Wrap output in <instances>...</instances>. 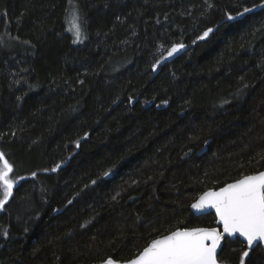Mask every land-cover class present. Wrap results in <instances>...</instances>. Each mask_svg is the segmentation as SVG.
<instances>
[{
	"label": "trees",
	"instance_id": "trees-1",
	"mask_svg": "<svg viewBox=\"0 0 264 264\" xmlns=\"http://www.w3.org/2000/svg\"><path fill=\"white\" fill-rule=\"evenodd\" d=\"M262 3L78 0L86 39L73 43L68 0H0V152L16 179L0 264L123 262L216 226L191 205L264 170ZM245 244L220 261L239 264ZM250 255L260 264L263 246Z\"/></svg>",
	"mask_w": 264,
	"mask_h": 264
},
{
	"label": "snow or ice",
	"instance_id": "snow-or-ice-1",
	"mask_svg": "<svg viewBox=\"0 0 264 264\" xmlns=\"http://www.w3.org/2000/svg\"><path fill=\"white\" fill-rule=\"evenodd\" d=\"M261 6H264V3ZM252 10L245 7L243 12H238L237 15L241 16ZM228 19L233 17L229 15ZM64 23L65 31L73 38V43L86 39L84 18L78 0H68ZM211 31L212 29H208L199 39L207 37ZM183 47V44H174L167 51V56L171 57ZM163 59L165 57L162 55L153 65V69ZM59 167L60 165H56L51 171H56ZM13 171V164L6 158L5 153L0 152V191H2L0 209H3L13 194L16 183V179L11 175ZM32 175L35 176L36 173ZM191 207L194 210L214 208L222 230L177 228L167 235L150 240L133 258L124 260L122 264H217L218 249L222 253L225 247L241 237L246 244L244 250L239 253V264H254V257L250 253H254L256 248L264 245V171L244 175L218 190L205 191ZM3 235L7 237L8 232L5 230ZM102 264H121V261L109 257ZM260 264H264V259Z\"/></svg>",
	"mask_w": 264,
	"mask_h": 264
},
{
	"label": "water",
	"instance_id": "water-1",
	"mask_svg": "<svg viewBox=\"0 0 264 264\" xmlns=\"http://www.w3.org/2000/svg\"><path fill=\"white\" fill-rule=\"evenodd\" d=\"M262 171H264V170H262ZM233 182H235V181H233ZM233 182H230V183H233ZM229 184V183H228ZM219 189V188H218ZM218 189H210V190H218ZM208 191V190H207ZM199 198V197H198ZM198 200V199H197ZM196 200V201H197ZM195 201V202H196ZM194 202V203H195ZM191 209H192V207H191ZM192 211L196 214V215H206V214H209V213H214L215 215H216V213H215V209L214 208H208V207H205L204 209H202V210H194V209H192ZM193 228H218V229H220V230H222V226L218 223V219H217V225L216 226H214V227H205V226H201V227H193ZM181 229H184V228H181ZM238 235V234H237ZM242 241H243V238L241 237L240 238ZM224 242L222 241V244H223ZM246 243V242H245ZM263 246V248H264V245H262ZM220 250L218 249V254H217V264H226V263H224V262H222V261H220V259H219V256H220ZM99 264H102V262L101 263H99ZM121 264H122V261H121Z\"/></svg>",
	"mask_w": 264,
	"mask_h": 264
},
{
	"label": "rangeland",
	"instance_id": "rangeland-1",
	"mask_svg": "<svg viewBox=\"0 0 264 264\" xmlns=\"http://www.w3.org/2000/svg\"><path fill=\"white\" fill-rule=\"evenodd\" d=\"M85 41V39L82 42H77V43H83Z\"/></svg>",
	"mask_w": 264,
	"mask_h": 264
}]
</instances>
